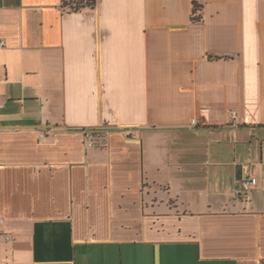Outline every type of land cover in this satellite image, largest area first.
<instances>
[{
    "label": "crops",
    "instance_id": "obj_1",
    "mask_svg": "<svg viewBox=\"0 0 264 264\" xmlns=\"http://www.w3.org/2000/svg\"><path fill=\"white\" fill-rule=\"evenodd\" d=\"M69 1L0 0V264H260L264 0Z\"/></svg>",
    "mask_w": 264,
    "mask_h": 264
},
{
    "label": "built area",
    "instance_id": "obj_2",
    "mask_svg": "<svg viewBox=\"0 0 264 264\" xmlns=\"http://www.w3.org/2000/svg\"><path fill=\"white\" fill-rule=\"evenodd\" d=\"M1 109V106H0ZM227 113L229 114V116L235 120L238 118V115L236 112L234 111H227ZM191 126H196V122L192 121ZM97 132L95 131H84V141H85V146L86 147H94L96 145H98L100 143V138L98 137V134H96ZM101 144V143H100ZM257 185V180L253 177H246L243 178L240 183L238 188L235 191L236 195H240V194H247L250 189L254 186ZM3 223V221L0 219V225ZM6 240H9V237L5 236Z\"/></svg>",
    "mask_w": 264,
    "mask_h": 264
},
{
    "label": "trees",
    "instance_id": "obj_3",
    "mask_svg": "<svg viewBox=\"0 0 264 264\" xmlns=\"http://www.w3.org/2000/svg\"><path fill=\"white\" fill-rule=\"evenodd\" d=\"M76 4H77L76 7L72 11H78V10L85 8V7L92 8L95 5V1L94 0H79V2ZM63 5L65 6L66 3L64 2ZM198 8L199 7L195 3H193V14H196V12L198 11ZM192 21L193 22L199 21V17L194 16L192 18ZM260 264H264V261H261Z\"/></svg>",
    "mask_w": 264,
    "mask_h": 264
},
{
    "label": "rangeland",
    "instance_id": "obj_4",
    "mask_svg": "<svg viewBox=\"0 0 264 264\" xmlns=\"http://www.w3.org/2000/svg\"><path fill=\"white\" fill-rule=\"evenodd\" d=\"M79 0H70L69 2H65L66 3V7L69 8V10H74V8L76 7V3H78Z\"/></svg>",
    "mask_w": 264,
    "mask_h": 264
}]
</instances>
